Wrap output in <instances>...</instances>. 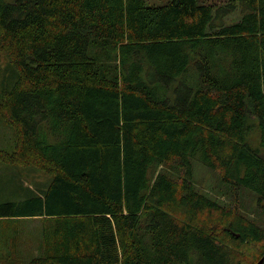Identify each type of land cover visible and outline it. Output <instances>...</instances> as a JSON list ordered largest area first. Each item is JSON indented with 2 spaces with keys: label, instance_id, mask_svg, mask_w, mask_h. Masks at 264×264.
Masks as SVG:
<instances>
[{
  "label": "trees",
  "instance_id": "1",
  "mask_svg": "<svg viewBox=\"0 0 264 264\" xmlns=\"http://www.w3.org/2000/svg\"><path fill=\"white\" fill-rule=\"evenodd\" d=\"M0 52V163L51 176L0 199V219L41 218L26 264L262 257L264 0H0ZM194 159L252 191L257 217L201 192Z\"/></svg>",
  "mask_w": 264,
  "mask_h": 264
},
{
  "label": "rangeland",
  "instance_id": "2",
  "mask_svg": "<svg viewBox=\"0 0 264 264\" xmlns=\"http://www.w3.org/2000/svg\"><path fill=\"white\" fill-rule=\"evenodd\" d=\"M170 0H146L148 5H162ZM205 3L219 4L221 0H203ZM227 19V18H226ZM229 19V18H228ZM10 66L13 70L12 65L8 62L5 55L0 52V80L9 77L8 67ZM4 77V78H3ZM2 78V79H1ZM7 80V79H5ZM0 81V87L2 82ZM260 132L255 130L253 134L248 138V142L252 146L259 144ZM5 172L4 177L0 176V191L2 195L12 192L15 193L17 183L20 181L22 186L26 190H30L35 194H40V189L51 179V176L40 171L25 169L18 166H11ZM12 180L9 182V180ZM194 185L206 195H223L219 198L221 201H227L230 199V194L239 202V210L242 214L246 213L250 217L254 216L252 212L256 211L257 201L255 200V194L242 187L230 188V185L224 182L219 176L214 173L211 169L203 165L199 160H193V177ZM230 191V193H229ZM213 197V196H212ZM179 216L187 218L189 213L186 210H182V205H177ZM239 208V207H238ZM239 208V209H240ZM259 211L262 222L264 223V206ZM243 211V212H242ZM180 212V213H179ZM208 213L199 214L201 222L192 221L198 227H206L208 229H214L211 225L213 221L218 220L217 215L211 216L207 219ZM245 215V214H244ZM41 218L40 217H22L16 219H0V264H26L32 258L42 254V232H41ZM217 225V224H215ZM220 228H222L220 226ZM228 232L237 237L239 234L228 227ZM217 233V232H216ZM218 234V233H217ZM219 235V234H218ZM234 244V243H233ZM244 245V244H243ZM234 244V247L243 249L244 246ZM249 245V244H247ZM233 246V245H232ZM247 259H244V255L239 259V263L243 264H254L257 259L258 250L257 245L250 244L248 248ZM238 257H234L236 259Z\"/></svg>",
  "mask_w": 264,
  "mask_h": 264
},
{
  "label": "crops",
  "instance_id": "3",
  "mask_svg": "<svg viewBox=\"0 0 264 264\" xmlns=\"http://www.w3.org/2000/svg\"><path fill=\"white\" fill-rule=\"evenodd\" d=\"M11 166H13V165H5V164H1L0 163V176L4 177L3 176V175H5V172L4 171H6L7 169H9V167H11ZM17 188L18 189H16V191L19 190V187H17ZM1 193H2V191H0V199L1 198H4V195H2Z\"/></svg>",
  "mask_w": 264,
  "mask_h": 264
},
{
  "label": "water",
  "instance_id": "4",
  "mask_svg": "<svg viewBox=\"0 0 264 264\" xmlns=\"http://www.w3.org/2000/svg\"><path fill=\"white\" fill-rule=\"evenodd\" d=\"M263 259H264V254L262 255V257L255 264H261Z\"/></svg>",
  "mask_w": 264,
  "mask_h": 264
}]
</instances>
